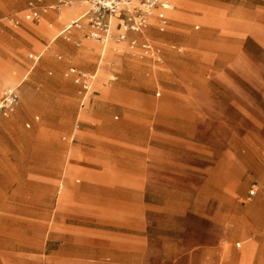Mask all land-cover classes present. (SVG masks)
Listing matches in <instances>:
<instances>
[{
    "label": "rangeland",
    "instance_id": "obj_1",
    "mask_svg": "<svg viewBox=\"0 0 264 264\" xmlns=\"http://www.w3.org/2000/svg\"><path fill=\"white\" fill-rule=\"evenodd\" d=\"M27 1L0 0V67L19 78L1 69L19 95L16 107L60 105L63 97L79 111L81 94L68 68L93 71L98 63L106 81L101 87L97 71L89 105L123 106L121 116L113 112L121 136L148 142L156 154L146 158L148 144L133 145L143 152L135 166L147 179L144 190L127 196L122 209L104 203L105 222L80 218L71 230L53 219V187L30 172L0 201V264H264V49L233 31L250 22L262 40L264 1L249 2L248 19L238 1L233 25L230 0H168L174 9L166 29L150 23L128 32L137 40L133 48L127 40L100 45L86 26L53 37L25 19ZM77 4L82 10L64 25L52 9L43 16L63 29L88 4L71 0L60 10L62 18ZM176 13L197 20L177 29ZM15 113L0 123V153L32 166L46 147L45 129L36 110L35 123L22 115L11 120ZM71 132L57 136L69 140Z\"/></svg>",
    "mask_w": 264,
    "mask_h": 264
},
{
    "label": "crops",
    "instance_id": "obj_2",
    "mask_svg": "<svg viewBox=\"0 0 264 264\" xmlns=\"http://www.w3.org/2000/svg\"><path fill=\"white\" fill-rule=\"evenodd\" d=\"M69 1L71 3V0ZM238 1L243 2V4L245 2L246 4L245 7L243 4L240 6L242 7V11H245V17L248 19V17L252 16L249 5V2L252 0H230V15L233 25L234 17H238ZM235 2L236 5H234ZM169 4L171 3L169 2ZM88 9L89 6L87 5L82 15L85 14ZM173 9L174 7L165 12L167 18L166 27L169 24L168 13ZM52 10L56 14L55 23L64 25L82 10V6L79 4L75 5L74 8L62 18L59 12L55 9ZM157 10L158 9H155L154 14ZM47 11L48 9L44 11L37 20L25 19L32 23L36 22L34 23L35 28L45 27L49 35L56 37L62 33L65 27L57 30L56 25L49 24L47 17L43 16ZM175 16L178 17V20L174 21V27L181 30L186 28L189 23L197 20L189 13H176ZM198 17L200 18L199 15ZM150 23H154L158 28V21L155 16L151 19ZM235 25L238 27L237 20L235 21ZM1 26L2 24L0 27ZM24 26L26 29L33 30V28H31L33 26L28 22H26ZM85 26L88 27L86 21L83 20L82 27L75 29L85 30ZM240 26L241 28L239 29H233L236 33V37L239 35L238 33H240L238 37L242 39L251 38L264 49V38L261 40L255 36L253 24L245 22V24L240 23ZM113 30L115 33L120 31V22L118 19H114L113 21ZM141 31L136 33H141ZM74 33H76V31ZM130 39L136 40L135 37H129L127 33V41ZM89 43L91 42L85 38L83 44L86 45ZM38 47V45H35L33 48L38 49ZM114 52L115 50H113L112 54ZM30 57L34 62L39 58V56L33 55H30ZM76 68L79 69L78 67ZM1 69H5L13 79L19 80L10 67H0V96L2 90L9 87ZM79 70L85 71L83 69ZM97 71L101 73L100 86L103 87L107 76L106 69L99 70L97 63L95 70H88L85 72L93 74L95 77ZM24 78L25 76H23L20 82ZM20 82H18L17 85H19ZM74 84L78 86L79 93L81 94V109L79 111L71 104H64L65 100L62 97L60 105L41 104L35 108L33 105L22 104L17 108V102L13 111L9 114H0V123L8 122V115L15 113V111L16 113L14 115L16 116H13L11 120L22 115L27 121L35 123L34 112L36 110L41 118V125H43L45 129L40 137L42 138L43 144L46 146L43 152H40L37 156L39 162L32 166L28 161L29 159L27 160L28 162L20 164L19 162L17 163L15 159H10V155H14L12 152L11 154L10 152H6V154L0 153V201L5 198V194L9 192L14 193L16 191L15 187L19 186L23 177L30 179V172H33L34 177L36 175L41 184L48 189L53 187V204L50 206L53 219L56 224L67 226L69 230L72 229L80 218H89L92 223L105 222V217L101 211V209L106 207L104 203H108V201L112 200L115 202L114 208L121 207L122 209L127 196L132 198L133 195L136 193L139 194L144 190L147 179L145 176L136 173L141 172V170L135 166L136 156L138 155L137 160H140L139 156H141L143 152L141 148L136 149L133 145L143 146L148 144V147L145 148V151H147L146 158H148L147 155L149 153L156 154V151L152 150L148 142H135V138L133 137L121 136V120H114L113 117L118 118V116H113V112L115 109L121 116V113L124 112L123 106L119 105L114 108L110 105H100L97 107L89 105L94 90L90 89L89 92H85L78 84ZM78 120L80 122V127L77 124ZM59 130L67 132L72 131V136L69 140H66V137L59 139L57 136ZM9 141L17 145L13 136L9 137ZM73 182L79 183V186L75 187ZM12 198L11 200H13ZM120 203L121 206H119ZM112 217L116 219V223L122 222L120 214H115Z\"/></svg>",
    "mask_w": 264,
    "mask_h": 264
},
{
    "label": "built area",
    "instance_id": "obj_3",
    "mask_svg": "<svg viewBox=\"0 0 264 264\" xmlns=\"http://www.w3.org/2000/svg\"><path fill=\"white\" fill-rule=\"evenodd\" d=\"M89 6L88 11L80 17L71 20L65 26L63 32L71 28H81L82 21L85 20L89 28L87 37L94 39L100 44H105L108 39L114 38L116 41H126L128 32H140L149 25L150 20L155 16L158 21V29L165 30L167 18L165 12L169 9L168 0H85ZM69 0H52L47 3L44 0H29L26 5L24 17L26 19L37 20L47 9H55L57 12L67 6ZM155 9H158L154 14ZM118 19L120 31L114 33L113 21ZM1 25V23H0ZM129 46L133 48L137 41L130 39ZM141 48L144 51L151 49L149 42H142ZM67 75L71 76L73 82L78 84L83 91L89 92L94 75L88 72L69 67ZM19 95L15 88L8 87L3 90L0 96V114L7 115L13 111ZM254 192L252 191L251 194Z\"/></svg>",
    "mask_w": 264,
    "mask_h": 264
},
{
    "label": "bare ground",
    "instance_id": "obj_4",
    "mask_svg": "<svg viewBox=\"0 0 264 264\" xmlns=\"http://www.w3.org/2000/svg\"><path fill=\"white\" fill-rule=\"evenodd\" d=\"M83 1L85 2V4H87V2H86L85 0H83ZM73 8H74V6H73ZM169 8H173V6L169 4ZM81 15H82V13L79 15V17H80ZM67 25H68V24H67ZM62 32H63V31H62ZM111 39H114V38H111ZM108 40H109V39H108ZM108 40H107V41H108ZM86 45H87V44H86ZM96 47H97V46H96ZM119 49H120V48H119ZM119 49H118V50H119ZM9 87H12V86H9ZM5 89H6V88H5ZM3 90H4V89H3ZM3 90H2V92H3Z\"/></svg>",
    "mask_w": 264,
    "mask_h": 264
}]
</instances>
